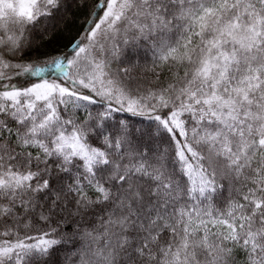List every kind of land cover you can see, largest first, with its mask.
I'll list each match as a JSON object with an SVG mask.
<instances>
[{
    "label": "snow or ice",
    "instance_id": "snow-or-ice-1",
    "mask_svg": "<svg viewBox=\"0 0 264 264\" xmlns=\"http://www.w3.org/2000/svg\"><path fill=\"white\" fill-rule=\"evenodd\" d=\"M0 264H264V0H0Z\"/></svg>",
    "mask_w": 264,
    "mask_h": 264
},
{
    "label": "trees",
    "instance_id": "trees-1",
    "mask_svg": "<svg viewBox=\"0 0 264 264\" xmlns=\"http://www.w3.org/2000/svg\"><path fill=\"white\" fill-rule=\"evenodd\" d=\"M65 41H62V43H64Z\"/></svg>",
    "mask_w": 264,
    "mask_h": 264
}]
</instances>
